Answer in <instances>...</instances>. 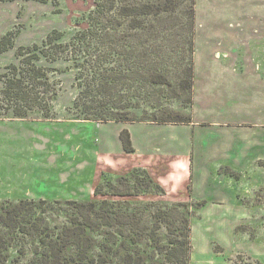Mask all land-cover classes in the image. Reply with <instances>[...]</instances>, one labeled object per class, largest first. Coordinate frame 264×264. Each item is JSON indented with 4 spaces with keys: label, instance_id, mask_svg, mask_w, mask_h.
Masks as SVG:
<instances>
[{
    "label": "rangeland",
    "instance_id": "rangeland-1",
    "mask_svg": "<svg viewBox=\"0 0 264 264\" xmlns=\"http://www.w3.org/2000/svg\"><path fill=\"white\" fill-rule=\"evenodd\" d=\"M168 1V5L174 6V10L157 16L155 22L152 21L165 29L164 38L160 41L164 43L162 48L165 47V52L162 58L152 57L156 66H150H153V71L164 74L169 84L158 88L155 98H123L121 103L129 111V116L133 119L131 122L157 118L162 114L163 108L164 111L171 112L170 117L189 114L190 103L187 95L182 92L185 78L182 69L189 58L195 61L196 25L203 23L204 26L213 25L218 28L220 25L224 31L227 23L233 29L231 35L264 37V26L251 29L242 26L243 21L249 25L255 17L258 20L264 19L259 14L264 11V0H194V51L191 56L185 40L189 33L187 22L190 0ZM95 2L96 0H0V38L8 31L15 34L14 47L0 52V73L5 72L8 64H18L15 56L18 46L40 44L53 30L61 31L60 41L67 42L77 31L86 29L87 16ZM223 47L216 45L214 50H224ZM168 51L170 52L167 53ZM101 53L102 50H98L95 54ZM114 55L118 56L117 53ZM200 55L205 56L206 52L198 54V63ZM124 56L125 53L122 52L120 58ZM241 57L246 56L243 54ZM207 59L201 58L202 67ZM39 63L53 68L54 72L50 73V77L57 88V94L47 117L39 111L24 118H13L10 113L7 117L0 116V205L5 202L16 203L22 199H46L52 206L67 208L74 201L108 199L113 204L106 213L112 217V221L99 232L89 233L93 242L90 256L100 258V246L105 244L108 251L106 264H125L123 258L117 257L125 256L127 251L133 257L141 256L143 264H165L161 254L155 249L151 234L158 236L159 243H166V226L177 225L174 217L179 214L170 209L177 201H169L153 189L151 192L143 191V187L138 195H95L94 188L98 184H104V189L108 190L105 180L122 188L117 183V178L121 175L112 171H98L103 166L95 156L97 129L93 124L84 122L91 120H82L73 108L77 88L74 86L75 68L72 62L59 59L51 64L44 60ZM115 63L123 64L124 61L117 60ZM260 66L264 67V59H261ZM145 84V81H133L130 90L138 88L143 92L146 90ZM117 85L120 87L121 84ZM126 90L127 84L122 91ZM156 96L162 107L155 103ZM110 159L123 163L117 156ZM135 173L143 176L140 171ZM259 179H264L263 172ZM127 185L131 190L134 189L132 179L128 180ZM241 200V204H232L230 201L225 206L207 205L206 208L197 207L195 201H188L192 204L190 209L193 211L189 217L191 251L188 264H255L256 261L264 264V189L256 190L253 196L241 197ZM177 209L179 213L184 211L183 207ZM68 215L60 210H48L45 213L52 229L68 224ZM161 215L166 219L161 218ZM134 236L138 237L135 242L130 240ZM7 237L9 240L5 250V264H35L32 259L36 241L31 240L30 244V240L25 237ZM65 254L66 263L75 264V253L67 249Z\"/></svg>",
    "mask_w": 264,
    "mask_h": 264
},
{
    "label": "trees",
    "instance_id": "trees-1",
    "mask_svg": "<svg viewBox=\"0 0 264 264\" xmlns=\"http://www.w3.org/2000/svg\"><path fill=\"white\" fill-rule=\"evenodd\" d=\"M169 3L168 0H129L127 2L96 0L94 8L87 16L88 27L77 31L69 41H60L62 32L53 30L40 44L18 46L15 51L18 64L10 63L5 67V72L0 73L2 82L0 116L7 117L6 115L10 113L13 118H24L34 111L41 112L44 117L49 116L50 105L57 94V88L50 77V73L54 71L52 67L39 62L44 60L51 64L63 59L71 61L75 68L74 86L77 88V95L73 100V108L82 120L132 121L129 111L124 109L121 103L123 98L132 96L151 98L159 90L158 88L169 84L164 74L153 71V66H150H156L151 60L152 57L162 58L165 52V47L162 48L164 43L160 42L164 38L165 29L154 22L157 16L174 10V6L168 5ZM193 5L194 0H190L187 22L189 33L185 39L191 56L194 51ZM13 34L8 31L0 38V52L14 47L15 34ZM98 50H102V53L95 54ZM122 52L125 56L120 58ZM117 60H123L124 63L116 64ZM182 73L185 76L182 92L187 95L191 107L194 75L192 58L188 59ZM133 81H145L146 90L143 92L138 88L130 90V84ZM117 84H121L120 87ZM126 84L128 90L122 91ZM157 98L156 96L155 103L162 107ZM164 109H161L164 115L139 119V121L190 122V112L188 115L175 114L174 116L178 117H170L171 112H166ZM119 138L124 151H133L127 130H122ZM138 171L143 173L142 177L135 173ZM226 171L230 175L237 176L228 169ZM130 179L135 184L133 190L127 185ZM117 183L122 188L117 187L110 180H105L108 190L104 189V184H98L94 188V194L138 195L142 187L143 191L151 192L153 189L161 195L165 193L163 187L156 183L145 169L139 167L133 168L126 175L119 176ZM195 202L197 207L205 205V200ZM71 204L73 205L67 208L55 207L46 199L37 201L22 199L16 203H2L0 205V264L6 263L5 250L9 235L19 239L25 237L30 240V244L31 240L37 242L32 259L35 264H67L65 260L67 249L75 253V264H106L108 262L105 259L108 255L107 245L100 246L102 255L99 256L100 258L95 259L96 257L90 256L93 242L89 233L99 232L111 223L112 217H109L106 212L113 202L102 199L88 202L74 201ZM174 204L170 206V209L177 211L179 216L174 217V222L177 221L175 227L166 226V243H159L155 233L151 234V238L155 241V249L161 254L165 264H188L191 251L189 217L193 214L190 209L192 204L188 201H177ZM178 207H183L184 211L179 213ZM48 210H60L66 215L70 214L67 219L68 224L64 223L52 229L45 216ZM127 218L130 220L129 215ZM161 218L166 219L162 215ZM137 238L134 236L130 240L135 242ZM21 252H23L22 249ZM117 258H123L125 264H143L141 256L133 257L129 251L125 256L119 255ZM255 264L261 263L256 261Z\"/></svg>",
    "mask_w": 264,
    "mask_h": 264
},
{
    "label": "crops",
    "instance_id": "crops-1",
    "mask_svg": "<svg viewBox=\"0 0 264 264\" xmlns=\"http://www.w3.org/2000/svg\"><path fill=\"white\" fill-rule=\"evenodd\" d=\"M245 22L247 29L264 26L263 18ZM195 32L190 122H84L97 129L99 173L126 175L139 167L163 187L169 201L205 200V208L241 204V197L264 189L259 179L264 173V37L231 35L227 23L224 31L202 23ZM216 45L224 50H214ZM201 51L206 55L198 63ZM202 57L208 58L204 67ZM122 130L129 132L131 152L123 150ZM115 156L123 163L113 162Z\"/></svg>",
    "mask_w": 264,
    "mask_h": 264
}]
</instances>
